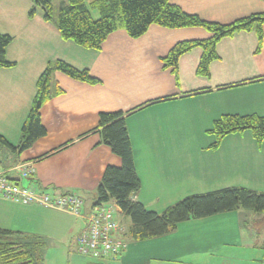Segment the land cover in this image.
<instances>
[{"label":"crops","instance_id":"crops-1","mask_svg":"<svg viewBox=\"0 0 264 264\" xmlns=\"http://www.w3.org/2000/svg\"><path fill=\"white\" fill-rule=\"evenodd\" d=\"M170 2L184 12L221 24L252 14H264V0ZM32 7V0H0V33L11 37L4 54L5 59L12 63L0 68V135L9 143V146L0 143V165L8 169L18 161L31 162L34 172L25 178L30 188L51 195L75 193L83 199V209L77 216L36 204L0 201L23 207L31 214L43 209L50 212L46 214L47 230L43 233L67 238L76 252L74 238L84 227V215L98 204L109 203L116 208L115 216H119L117 219L124 227L126 247L117 260L99 261L100 264L177 262L172 260L186 254L179 252L174 239L168 249H163L162 244L153 245L155 239L165 238V235L149 240H132L127 236L130 219L122 213L115 200L98 203L97 187L105 168L121 164L120 158L102 142L95 129L98 115L111 111L123 113L141 183L132 198L141 202L147 210L160 213L181 198L172 202L169 198L165 199L162 193L165 190L146 188L151 164L154 169H160L159 160L168 152L167 160H172L171 163L174 158L178 160V149L175 147L185 142L172 138V134H164V130L174 129L172 123L165 124L164 121L175 118L179 110L185 109V114L194 118L197 124H200L197 114L203 120L202 124L207 118L210 126L205 129L209 130L213 121L222 114L255 113L264 116V23L260 46L254 30L239 31L221 38L215 46L217 58L209 64V74L203 76L196 73L201 56L198 47L180 55L175 70L165 66L161 59L177 42L209 38L211 33L202 27L166 28L151 24L137 38L118 29L106 37L99 49H91L62 38L55 23L44 19L40 7H36L33 15L29 16ZM55 60L64 61L78 70H87L98 82L87 83L54 70L51 90L54 93L59 87L61 91L54 93L40 108L46 134L20 151L17 148L20 131L36 94L37 80L47 64ZM246 132L231 136L242 135L249 140L241 143L253 152L254 161L251 159L250 167L264 178V140L256 146ZM183 154L178 166L189 175L190 169L195 167V157L188 150L182 151ZM207 162L202 163L200 168L203 169ZM168 169L174 172V166ZM160 170L164 172L166 169ZM9 176L22 184L23 177L16 172L10 171ZM212 190L216 188L191 191L186 195ZM35 232L29 235H42ZM203 251L206 252V249ZM78 254L80 256L71 255L76 262L90 264L96 261Z\"/></svg>","mask_w":264,"mask_h":264},{"label":"trees","instance_id":"trees-1","mask_svg":"<svg viewBox=\"0 0 264 264\" xmlns=\"http://www.w3.org/2000/svg\"><path fill=\"white\" fill-rule=\"evenodd\" d=\"M29 10L32 16L35 8L43 10V17L53 21L62 38L91 49H99L101 43L113 31L123 29L132 38L144 34L151 24L166 28L202 27L211 33L204 40H184L175 43L162 57L165 66L173 70L183 53L198 47L201 56L196 68L198 75L209 74V64L217 58L216 43L223 37L239 31L254 30L258 36V46L262 42L264 14H252L230 23L221 24L201 19L198 15L181 10L170 0H61L54 9L53 0H32ZM56 11V12H55ZM11 37L0 33V68L12 63L5 59V46ZM58 70L65 75L94 84L98 80L87 70H78L61 60L49 62L37 80V91L28 115L20 131L18 149L29 148L35 140L46 134L40 118L41 106L61 89L51 90V74ZM102 142L110 147L121 164L107 166L97 187L98 203L114 199L122 213L130 219L127 236L139 241L167 234L178 223L199 219L239 208L253 212H264V192L242 186H228L220 189L187 195L166 207L160 213L147 210L132 196L140 189L141 183L133 160V151L121 111L100 112L95 128ZM250 131L260 145L264 140V116L259 114H222L216 118L211 129L214 141L209 148L216 149L222 139L229 134ZM0 143L8 145L0 135ZM45 240L42 236L26 235L0 227V264H39Z\"/></svg>","mask_w":264,"mask_h":264},{"label":"rangeland","instance_id":"rangeland-1","mask_svg":"<svg viewBox=\"0 0 264 264\" xmlns=\"http://www.w3.org/2000/svg\"><path fill=\"white\" fill-rule=\"evenodd\" d=\"M60 1L53 0L55 10L60 5ZM185 113L186 110L181 109L175 118L164 121L165 124L174 125L172 131L166 129L164 134H172V138L185 140L184 145L175 147L178 149V160L174 158L171 163L172 160L166 158L169 152L161 153L163 158L159 160L160 169L166 170L163 172L159 168L154 169L152 163L151 172L147 176L149 185L146 188L165 190L162 191L165 199L169 198L173 200L172 202L187 196V192L220 189L233 184L263 192L264 178L250 167L251 159L254 161L253 152L244 148L241 143V141L249 140L242 135L229 134L222 139L216 149L209 148V144L214 141V134L205 127L210 126V122L206 118L202 124L203 120L197 114L200 121V124H197L194 118ZM246 133L257 146L251 132ZM184 150H188L195 157V167L190 169L189 175L188 172H182L178 166L182 162L181 157L185 155H181ZM205 161L208 162L201 169L200 166ZM172 166H174V172L168 169ZM22 181L23 186L29 187L25 178ZM0 204L3 205L0 206V226L26 235L36 233L35 231L42 234L45 247L42 251V262L39 264H82L74 260V256L79 254L75 247H70V240L43 233L47 230L45 223L48 221V216L46 214L50 212H44L43 209L31 214L20 206L1 201ZM176 229L164 234L165 238L157 236L161 239H153V245L162 244L163 249H168L174 239L179 252L186 254L183 257L177 256L172 260L177 262L171 264H264V212L239 208L208 217L190 219L187 222L183 221L178 224L177 233ZM204 248L206 252L203 251ZM190 252L191 256L188 255ZM72 254H74L73 257ZM90 264H100V262L92 261Z\"/></svg>","mask_w":264,"mask_h":264},{"label":"built area","instance_id":"built-area-1","mask_svg":"<svg viewBox=\"0 0 264 264\" xmlns=\"http://www.w3.org/2000/svg\"><path fill=\"white\" fill-rule=\"evenodd\" d=\"M10 171L27 178L34 172L29 161H18L4 169L0 165V199L19 204H36L44 208L67 211L79 216L83 209V199L75 193L51 195L27 186L9 176ZM116 208L103 203L94 206L84 215V227L75 236L77 252L96 261H115L126 247L124 227L115 216Z\"/></svg>","mask_w":264,"mask_h":264},{"label":"bare ground","instance_id":"bare-ground-1","mask_svg":"<svg viewBox=\"0 0 264 264\" xmlns=\"http://www.w3.org/2000/svg\"><path fill=\"white\" fill-rule=\"evenodd\" d=\"M99 205V204H98Z\"/></svg>","mask_w":264,"mask_h":264}]
</instances>
